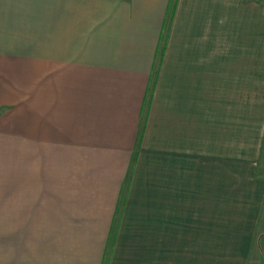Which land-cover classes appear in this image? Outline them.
Segmentation results:
<instances>
[{
	"label": "crops",
	"instance_id": "0c3cea01",
	"mask_svg": "<svg viewBox=\"0 0 264 264\" xmlns=\"http://www.w3.org/2000/svg\"><path fill=\"white\" fill-rule=\"evenodd\" d=\"M136 249L264 264V0H0V264Z\"/></svg>",
	"mask_w": 264,
	"mask_h": 264
},
{
	"label": "rangeland",
	"instance_id": "374dc122",
	"mask_svg": "<svg viewBox=\"0 0 264 264\" xmlns=\"http://www.w3.org/2000/svg\"><path fill=\"white\" fill-rule=\"evenodd\" d=\"M133 242V241H132ZM139 240H135L134 244H132V248H139ZM131 248V245H129ZM106 261L104 264H112L114 261L118 260H125V261H136V263H139L140 260V251L139 249H136L134 251H107L106 253Z\"/></svg>",
	"mask_w": 264,
	"mask_h": 264
}]
</instances>
